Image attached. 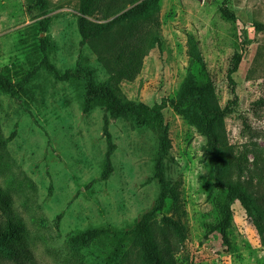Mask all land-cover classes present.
Wrapping results in <instances>:
<instances>
[{
	"label": "rangeland",
	"instance_id": "obj_1",
	"mask_svg": "<svg viewBox=\"0 0 264 264\" xmlns=\"http://www.w3.org/2000/svg\"><path fill=\"white\" fill-rule=\"evenodd\" d=\"M47 2L43 32L37 0H0V70L14 83L32 75L16 93L0 91V133L13 135L0 153V184L24 225L19 242L10 244L14 254L0 255V264H92L90 249L73 251L68 234L105 225L130 229L159 193L152 179L155 134L121 118H109L114 150L110 174L101 180L106 110L96 104L84 113L80 85L54 79L40 47L46 45L59 73L78 63L95 71L96 82L107 78L106 63L92 43L81 40L79 0ZM159 7L160 44L144 57L133 81L118 85L121 96L152 106L174 98L189 68L204 79L189 65L192 37L219 105L236 96L224 120L226 138L243 168L241 180L264 195V106L258 103L264 101V0H159ZM235 52L242 59L230 82ZM162 115L171 141L165 176L180 181L186 212L187 238L177 264H264V247L237 201L225 238L215 228L225 192L214 184L206 139L171 108Z\"/></svg>",
	"mask_w": 264,
	"mask_h": 264
},
{
	"label": "trees",
	"instance_id": "obj_2",
	"mask_svg": "<svg viewBox=\"0 0 264 264\" xmlns=\"http://www.w3.org/2000/svg\"><path fill=\"white\" fill-rule=\"evenodd\" d=\"M44 32L47 28L50 7L47 0H37ZM159 0H79L76 25L82 42L93 44L99 59L106 63L107 78L96 82L95 71L76 64L74 69L59 73L48 61L47 47L41 44L42 64L59 81L77 82L82 90L84 113L96 104L106 110L103 118V135L107 150L103 160L101 180L111 171V154L114 150L108 131L109 118H121L138 129H149L156 136V150L152 160V179L159 193L152 207L141 214L130 229L120 230L111 226L88 227L67 236V244L75 251L90 249L92 264H177L178 255L187 238L184 218L186 215L181 196L180 181L165 176L164 161L171 148L168 127L162 111L169 107L188 125L206 139V150L213 159L214 184L224 190L218 201L220 220L216 225L225 238L231 218V205L237 201L255 228L264 247V195L241 180L243 168L232 152L226 138L225 117L236 104V96L225 107L217 101L213 83L206 78L205 65L197 41L188 38L187 54L190 67L199 69L204 79L199 80L187 70L174 98H162L148 106L122 97L118 85L131 82L139 74L144 57L160 44ZM224 18L234 16L222 10ZM242 54L235 52L227 78L237 71ZM29 75L21 82H12L0 70V91L14 94L29 83ZM264 106V101H258ZM13 138H3L0 133V153ZM168 212L165 213V208ZM24 225L11 207V199L0 184V255L14 254L11 243H18Z\"/></svg>",
	"mask_w": 264,
	"mask_h": 264
},
{
	"label": "clouds",
	"instance_id": "obj_3",
	"mask_svg": "<svg viewBox=\"0 0 264 264\" xmlns=\"http://www.w3.org/2000/svg\"><path fill=\"white\" fill-rule=\"evenodd\" d=\"M4 63H5V64H8V61H7V60H5V61H4Z\"/></svg>",
	"mask_w": 264,
	"mask_h": 264
}]
</instances>
